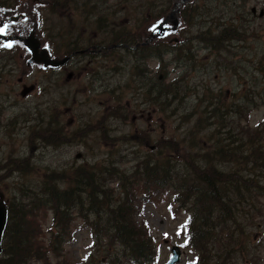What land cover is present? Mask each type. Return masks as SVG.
<instances>
[{
    "label": "rangeland",
    "instance_id": "374dc122",
    "mask_svg": "<svg viewBox=\"0 0 264 264\" xmlns=\"http://www.w3.org/2000/svg\"><path fill=\"white\" fill-rule=\"evenodd\" d=\"M28 1L40 10V17L34 21L41 19L46 37L62 59L70 56V49L76 44L82 47L87 44L86 39L83 44L80 42L87 36L85 31L98 28L100 32L103 26L102 33H107L105 46L118 42L121 45L110 47L105 66L93 69L104 74L108 85L102 89L84 88L86 77L83 76L70 81L66 72L56 75L50 70L45 72L34 65L28 66L27 55L23 52L20 57V49L0 53V188L9 204L14 200L18 202L24 191L39 190L43 180L48 183L42 185L44 188L66 186L71 182L70 174L80 165L90 168L99 163L97 165L106 168L104 177L109 178L108 169L118 168L128 175L134 173L145 158L156 159L169 154L179 161L181 152L171 149L172 142L177 148L184 147V151H195L200 144L197 156L203 152L204 157L208 152L204 150L210 144L207 137L226 136L221 134L225 124L226 129L247 126L264 139V124H260L264 123V0H248L244 9L248 14L243 20L248 31L246 34L238 32L239 40L212 44L208 42L210 32L217 31L235 15L231 13L233 9L228 8L229 0H225V4L223 0ZM15 2L17 0H0L6 5ZM178 2L180 5L176 7ZM192 6L195 9L188 19V9ZM229 10L231 12H227ZM158 17L167 19H159L162 26L177 18V31L162 40L151 37L147 26ZM84 64L85 71L93 67V63ZM85 71L83 74L87 75ZM24 84L35 85L27 96L21 94ZM137 84L140 86L136 90ZM159 87L167 92L160 101ZM136 93L145 101L140 107L151 111V124L147 110L143 118L131 121L138 102ZM232 118L239 119V123H234ZM236 134L240 140L241 135ZM151 144L156 146L154 150H149ZM249 163L238 165L239 174L246 173ZM183 164L184 168L180 169H186ZM217 166L227 171L237 167L232 163H217ZM174 167L170 169L171 174ZM248 167L250 169L251 165ZM254 167L257 166L250 172L264 184L263 169ZM186 180L194 181L192 184L200 182L190 177ZM46 193L53 195L54 191ZM159 194L150 198L140 195L136 203L140 210L135 217L140 223H146L155 250L154 259L157 257L152 264H166L170 248L180 245L194 202L197 203V220L208 214V228L216 229L213 232L219 234V239L235 229L229 228L231 222H235L231 216L220 219L219 208H212L210 213L209 209L203 211L208 207H201L195 195H189L186 203H182L184 197L175 195L179 201L170 208L174 192ZM255 200L259 203L255 207L262 208L259 213L263 216L252 212L254 219L247 229L248 245L242 251L234 250L223 256L218 253L220 247L200 244L192 245L194 250H190L189 246H184L176 264H191L196 255L200 258L197 264H264V197ZM52 215V210L48 209L39 218L42 222L39 240L46 243L51 239ZM236 221L247 224V221ZM256 222L261 224L256 226ZM224 227L227 230H223ZM70 231L71 238L64 243L61 257L69 264H96L90 260L91 256L102 255L104 251L98 253L95 246L90 247L89 228L77 217ZM255 234L259 235L257 239H253ZM208 236V233L202 234L204 238ZM216 242L213 239L209 244ZM47 255L54 264L52 256ZM2 258H6L3 251L0 260ZM32 264L43 263L38 260Z\"/></svg>",
    "mask_w": 264,
    "mask_h": 264
},
{
    "label": "trees",
    "instance_id": "16d2710c",
    "mask_svg": "<svg viewBox=\"0 0 264 264\" xmlns=\"http://www.w3.org/2000/svg\"><path fill=\"white\" fill-rule=\"evenodd\" d=\"M228 2V8L233 11L227 12L235 15L229 17V21L220 26L217 31L210 32L211 41L208 42L211 44L225 43L234 38L239 40L241 36L238 32L246 34L248 31L246 23L243 22L244 16L248 14L244 11L248 0H229ZM225 3L227 1L223 0L222 4ZM193 9L195 6L188 9V19ZM249 14L255 16L253 13L249 12ZM165 93L167 92H162V87H159V101ZM252 108L254 109L255 106ZM247 109L250 110V108ZM238 120L232 118L234 123ZM224 121L225 119L221 123ZM222 130L221 134L226 136L207 137L210 144L204 150L208 151L204 157L203 152L201 156H197L199 155L197 152L201 149L200 144L195 151L192 149L189 151L187 148H185L187 151H184V147L177 148V144L172 142L169 144L171 149L181 152V156L178 155L179 161L175 156L170 157L169 154L156 159L145 158L134 169V173L128 175L124 174L127 172H120L118 168L108 169L109 178L104 177L106 168L97 165L99 163L90 168L80 165L70 174L71 182L64 187L52 185L54 189L44 188L42 185L47 186L48 183L47 180H43L39 190L29 193L22 190L23 198L19 197L18 202L15 200L10 204L7 202L8 222L2 239V251L6 258L0 260L1 264H23V261L32 264L38 260H42L43 264H53L49 262L47 254L52 256L54 264H69L67 259L61 256L64 243L71 238L70 230L77 217L84 227L89 228L90 247L95 246L98 253L104 251L102 255L91 256V261L96 264L151 263L154 260L155 250L146 223H140L135 217L140 210V206L136 204L139 201L137 198L140 195L153 197L171 190L174 192V197L175 195L184 197L182 203L188 201L189 195H195L194 198L198 203L201 202V207L203 205L208 207L203 211L207 212L209 209L210 213L213 212L212 208H219L220 212L217 214L220 219L231 216L230 218L235 221L229 225V228L235 229L229 230L230 233H225L219 239V234L213 232L216 229L208 228V214L203 213L202 220L201 218L197 220L195 208L197 203L194 202V205L190 207L188 230L190 241L195 246L206 244L207 247H220L218 253L223 256H228L234 250L242 251L243 247L248 245L247 238L250 233L247 229L251 220L254 219L252 212L263 216L259 213L262 208L255 207L259 205L255 198L263 195L264 184H260V179L250 170L253 166H257L254 167L255 169L264 170V139L259 132L247 126L237 130L234 126L226 129L225 124ZM236 132L241 135L240 140ZM242 139L244 140L241 141ZM183 162L186 169H180L184 168ZM248 162L250 163L246 167V173L239 174L238 165ZM217 163H232L237 167L227 171L225 168H218ZM249 165H251L250 169ZM173 166L175 167L171 174L170 169ZM176 168L181 171H177ZM189 177L200 182L188 183L186 179ZM48 191H54V194L48 195L46 193ZM243 205L249 207H243ZM48 209L52 210L53 215L50 228L51 239L46 243L39 240V235L42 234V222L39 218L43 211L48 212ZM238 219L247 221V224H241L236 221ZM257 224L261 222H256L255 225ZM222 229L227 230L225 227ZM207 233L208 237H202V234ZM213 239L217 242L209 244Z\"/></svg>",
    "mask_w": 264,
    "mask_h": 264
},
{
    "label": "flooded vegetation",
    "instance_id": "af4514ba",
    "mask_svg": "<svg viewBox=\"0 0 264 264\" xmlns=\"http://www.w3.org/2000/svg\"><path fill=\"white\" fill-rule=\"evenodd\" d=\"M41 3V1H36ZM30 6H29V1L28 0H17V2L13 3V7L11 9H8L6 11L1 10L0 11V28H3L5 25H8V27L5 29L4 32H0V53L4 52H11L15 51L17 49L21 50L20 57H22V53L24 52V43L23 39H25L31 32V30H34V35L37 37L40 43V48L42 47H47L50 57L57 60L60 59V53L57 51L53 43H51L50 40L45 35V29H44V24H39L35 23L33 28H29V20L30 18H34V16L30 15ZM32 9L40 11L35 4L32 6ZM7 22V23H6ZM104 26L102 27V30L99 32L96 28L95 30L92 29V31H85L87 36L81 39V43L83 40H87V44L85 46H78L77 44L73 46L70 49V56L69 59L65 62L60 64L57 67H53L51 65H48V67H45L43 63L40 64H35L32 63L31 65H34V67H37L39 69L46 71H53L55 72L56 75H61L63 73H67L66 77L68 79L77 80L79 77V80L83 76L84 78L86 77L83 86L84 88L90 86L92 89H99L103 88L108 83L106 80H104V74H99L98 72H95V68H99L101 66H105L104 60L108 59L109 53L108 49L111 46H105L108 44L106 42L107 40V33L103 34L102 31L104 30ZM137 34V33H135ZM5 37H13L12 39L8 40H3ZM150 36L153 37L152 33H150ZM155 39V38H154ZM16 42V44L11 45V47H8L9 42ZM54 42V40H53ZM143 42V41H142ZM145 42V40H144ZM21 43V45L19 44ZM79 43V42H76ZM83 44V43H82ZM174 44V43H173ZM136 46L138 45L137 42L135 44ZM119 44L112 45V48L119 47ZM126 46V44H124ZM131 48V46H129ZM171 52L173 50L170 49ZM187 50V48H186ZM188 51V50H187ZM30 54L27 56L26 60L29 58ZM137 58V57H136ZM135 58V59H136ZM102 60V63H99L98 61ZM96 62V63H94ZM90 64L93 63L92 68H87L85 71V64ZM69 64V68H67V65ZM97 64V65H96ZM28 65V64H27ZM28 65V66H31ZM150 73H151V69ZM85 71V74H83ZM59 72V73H58ZM61 76H58L57 78H60ZM22 78H19L21 80ZM128 81V80H127ZM25 85V84H24ZM23 85V86H24ZM34 85V84H33ZM138 85V84H137ZM35 86V85H34ZM140 84L137 86L136 90L139 88ZM30 91L29 93H31ZM29 93H27L25 96H27ZM135 99H137V103L134 108V115L131 118V121L134 122L137 118H143V115L145 114V111L147 109H142L140 105L142 103H145V101L142 99V95L140 93H136ZM129 104V103H128ZM137 111V114L135 112ZM149 114V124L152 123L151 121V111L147 110ZM154 129V127H153ZM140 130L139 128L136 130L138 132ZM259 235L255 234L253 236V239H257Z\"/></svg>",
    "mask_w": 264,
    "mask_h": 264
},
{
    "label": "water",
    "instance_id": "95a60500",
    "mask_svg": "<svg viewBox=\"0 0 264 264\" xmlns=\"http://www.w3.org/2000/svg\"><path fill=\"white\" fill-rule=\"evenodd\" d=\"M25 45L31 52V58L28 60L29 63L35 61V62H43L45 65L52 64L54 66H57L59 64L64 63L69 58L67 57L60 60H55V59L52 60L49 58L46 49L43 48L41 52H39L38 50L39 41L32 34L25 39ZM33 87L34 86L32 85L30 86L25 85L21 91V94L26 95ZM6 222H7V206L4 200V194L0 190V253L2 251L1 243H2V237L5 230ZM178 258H179V251L175 250L174 248L173 255L171 256L167 264H173L178 260Z\"/></svg>",
    "mask_w": 264,
    "mask_h": 264
},
{
    "label": "snow or ice",
    "instance_id": "6c2138e0",
    "mask_svg": "<svg viewBox=\"0 0 264 264\" xmlns=\"http://www.w3.org/2000/svg\"><path fill=\"white\" fill-rule=\"evenodd\" d=\"M7 27H8V25H5L3 28H0V32H4ZM7 46L11 47V45H7ZM165 236H167V233H165Z\"/></svg>",
    "mask_w": 264,
    "mask_h": 264
},
{
    "label": "bare ground",
    "instance_id": "6f19581e",
    "mask_svg": "<svg viewBox=\"0 0 264 264\" xmlns=\"http://www.w3.org/2000/svg\"><path fill=\"white\" fill-rule=\"evenodd\" d=\"M179 5H180V2H178L177 4H176V7H179ZM233 159V158H232Z\"/></svg>",
    "mask_w": 264,
    "mask_h": 264
}]
</instances>
